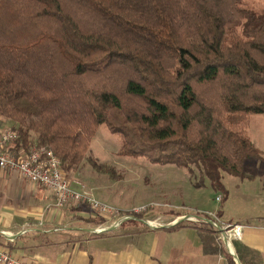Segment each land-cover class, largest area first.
Instances as JSON below:
<instances>
[{
    "label": "trees",
    "instance_id": "16d2710c",
    "mask_svg": "<svg viewBox=\"0 0 264 264\" xmlns=\"http://www.w3.org/2000/svg\"><path fill=\"white\" fill-rule=\"evenodd\" d=\"M257 113L264 10L244 0H0V120L16 154L47 146L76 171L105 124L122 155L199 172L223 200L222 174L245 177L261 156ZM201 222L204 252L224 253Z\"/></svg>",
    "mask_w": 264,
    "mask_h": 264
},
{
    "label": "crops",
    "instance_id": "0c3cea01",
    "mask_svg": "<svg viewBox=\"0 0 264 264\" xmlns=\"http://www.w3.org/2000/svg\"><path fill=\"white\" fill-rule=\"evenodd\" d=\"M249 120L247 133L261 156L246 162V176L234 175V180L223 176V200L219 198L223 192L207 193L217 195L213 200L216 207L203 201L192 207L194 212H185L187 206L181 205L176 208L182 210L177 212L178 219L167 225L153 227L146 219L130 215L122 219L133 222L122 225V221L115 228V221L109 219L108 223H96L102 216L90 206L71 203L57 207L53 191L15 170L0 169V248L40 264H229L226 255L233 254L221 240L218 239L224 253H205L196 224L187 222L189 215L211 219L216 214L224 222L245 226L243 238L232 246L238 258L241 256L247 264H264V113L252 114ZM2 121L0 132L11 127L9 120ZM195 174L185 168L183 180L197 189L211 188L208 178L203 186H197L200 174ZM73 181L76 188L84 185L77 177ZM108 183L111 182L97 181L92 185L93 195L111 205L119 204L121 210L140 206L132 201H126V205L117 203L108 196L110 191L102 189H109L105 187ZM177 223L180 224L174 226ZM100 227L111 229L93 232Z\"/></svg>",
    "mask_w": 264,
    "mask_h": 264
},
{
    "label": "rangeland",
    "instance_id": "374dc122",
    "mask_svg": "<svg viewBox=\"0 0 264 264\" xmlns=\"http://www.w3.org/2000/svg\"><path fill=\"white\" fill-rule=\"evenodd\" d=\"M244 4L259 12L264 10V0H244ZM2 120L5 121V119ZM122 144L123 137L121 134L112 133L105 124L100 125L91 141L90 151L87 155L92 158L93 162L89 158L84 159L78 170L64 171L66 178L72 184L75 182L73 178H79L90 191L92 185L97 181L109 180L111 183L105 185L109 189L101 188L107 192L110 191L108 196L117 203L121 202L122 205H126V201H132L134 205H146L148 207V213L145 211L126 212L124 210L123 215L144 218L147 222L153 223V227L167 225L178 219L177 212H182V210L176 208L181 205L187 206L184 208L185 212H194L195 208L192 207L203 201L210 202L213 208L217 206L215 203L217 195L212 196L207 193L217 194L219 190L213 189L212 186L210 189L192 187L193 184L189 185V181L183 180V177L185 178L184 167L179 166L178 168L175 164H155L150 163L144 157L122 155L120 153ZM222 175H226V178L232 180L236 178L227 172ZM158 203L167 204V206H160ZM117 205L119 204L111 206L118 208ZM114 220L115 218H111V221ZM130 221L132 219L125 220L122 225L130 223ZM201 221L199 218L187 220V222L195 224H200ZM96 223L108 222L106 218L101 217L96 220Z\"/></svg>",
    "mask_w": 264,
    "mask_h": 264
},
{
    "label": "built area",
    "instance_id": "2783aa9c",
    "mask_svg": "<svg viewBox=\"0 0 264 264\" xmlns=\"http://www.w3.org/2000/svg\"><path fill=\"white\" fill-rule=\"evenodd\" d=\"M18 139V133L11 127L0 132V169H12L17 171L22 177L29 181L41 184L50 189L56 196L57 207H64L71 203H83L90 206L100 216L111 220L115 218L116 225H119L125 217L121 210L115 206L103 202L96 198L93 193L88 190L83 184L76 188L69 181L61 164L60 158L55 152L47 146H33L29 153L20 151L16 154L13 150L15 142ZM222 196L219 198L221 199ZM163 206L166 204L158 203ZM146 205L136 207L129 212L147 211ZM128 212V211H126ZM128 216V215H126ZM213 226L217 230L218 239L230 250L234 252L232 246L236 240H241L244 236L245 226L240 222H224L217 217L216 214L211 215ZM197 217L189 215V220H194ZM149 223V222H148ZM152 225L153 223H149ZM221 227V230L219 228ZM106 227L97 228L102 230ZM0 264H40L29 262L12 255L6 249L0 248Z\"/></svg>",
    "mask_w": 264,
    "mask_h": 264
},
{
    "label": "water",
    "instance_id": "95a60500",
    "mask_svg": "<svg viewBox=\"0 0 264 264\" xmlns=\"http://www.w3.org/2000/svg\"><path fill=\"white\" fill-rule=\"evenodd\" d=\"M197 218H199L200 220H205V221H208L210 222L211 224H213V220L212 219H209V218H203V217H200V216H197ZM149 224V223H148ZM116 224H114L113 228H115ZM220 230H221V227L219 226ZM111 228H104L102 230H97V229H94L93 232H96V233H101V232H104V231H108L110 230ZM234 258L236 259L237 263L238 264H242L240 259L238 258V256L235 254V252H232Z\"/></svg>",
    "mask_w": 264,
    "mask_h": 264
}]
</instances>
